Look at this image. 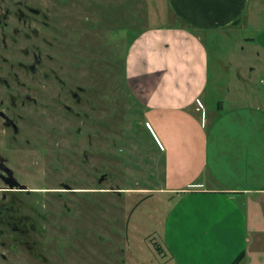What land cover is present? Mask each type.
<instances>
[{"label": "rangeland", "instance_id": "1", "mask_svg": "<svg viewBox=\"0 0 264 264\" xmlns=\"http://www.w3.org/2000/svg\"><path fill=\"white\" fill-rule=\"evenodd\" d=\"M23 1L42 11L35 23L40 34L54 42L59 71L66 78H77L72 88L83 86L82 107L90 109L89 116L99 114L100 121L97 126V118H89L91 142L86 143L84 162L73 129L57 125L70 116L82 122L81 116L50 105L52 96L55 104H73L69 92L58 85L51 92L42 82L36 89L38 105H29L24 113L22 138L7 146L19 155L23 182L35 188L33 195H23V205L34 217L36 230L22 243L5 235L7 258L0 264H176L163 243L171 198L158 191L125 189L155 187L162 178L159 148L144 110L126 88L124 70L126 49L139 31L176 22L166 0H0V11L11 12ZM202 39L209 54L201 96L204 127L220 136V150L227 153L215 167L223 171L222 181L241 177L245 185L260 183L264 180V0H248L236 22L204 30ZM4 138L0 131V149ZM57 148H69L64 154L70 163L67 179L87 191L58 196V191L45 189L57 187L58 177L64 175L51 157ZM238 151L236 160L232 155ZM64 155L58 160L64 162ZM237 163L244 168L240 174L233 171ZM261 187L245 200L255 204L260 227L257 237L254 224L250 227L247 254L240 264H264V183ZM64 196L70 210L67 229L59 233L53 202ZM34 205L39 210L36 216Z\"/></svg>", "mask_w": 264, "mask_h": 264}, {"label": "crops", "instance_id": "2", "mask_svg": "<svg viewBox=\"0 0 264 264\" xmlns=\"http://www.w3.org/2000/svg\"><path fill=\"white\" fill-rule=\"evenodd\" d=\"M247 1L166 0L176 22L145 27L126 49L125 85L144 110L163 168L157 186L125 189L171 198L163 243L176 264H230L241 251L243 258L247 254L253 224L258 236L257 208L245 200L263 189L264 180L249 185L241 177L221 180L223 171L215 164L227 153L220 150V136L206 131L201 102L209 64L202 33L231 26ZM237 165L233 171L240 174L244 168Z\"/></svg>", "mask_w": 264, "mask_h": 264}, {"label": "flooded vegetation", "instance_id": "3", "mask_svg": "<svg viewBox=\"0 0 264 264\" xmlns=\"http://www.w3.org/2000/svg\"><path fill=\"white\" fill-rule=\"evenodd\" d=\"M40 14H42L41 10L26 1L22 2L21 7L11 12L9 10L0 11V131L5 136L4 146L0 149V246L4 248V251L0 250V259L2 260L7 258L3 239L5 235L16 237L22 243L24 237L36 230L34 217L24 211L23 205V195H33L35 188L29 187L23 182L22 172L19 171L18 166L19 155L7 146L22 138L24 113L28 111L29 105H38L39 100L36 98L35 91L37 88L40 89L41 82L44 87L48 85L51 92L56 85H58V89H66L74 100L73 104H71L72 102L55 104L56 101L52 96L50 105H58L59 110L62 109L63 112L81 116L82 122L76 123L70 116L58 122L57 125H64L59 127L62 129H73L74 135L79 138L78 151L84 162L87 160L86 143L91 142V133L87 131V125L90 124L89 118H93L94 114L89 116L87 110L90 109L82 107V99L79 94L83 92V86L79 83L75 85L77 89L72 88V85L77 82L74 79L77 78L75 76L73 79H70L69 76L66 78V75H62V71H59L56 65L55 44L40 34L39 26L35 23V17H40ZM43 18L44 16H42ZM41 23L45 25V22ZM93 105L98 106L99 104ZM95 117L98 126L99 114ZM90 120L93 124V119ZM51 152L55 163L54 167L62 170L64 175L58 177L57 187L45 189L60 192H57L58 196L87 191L88 189L72 186L67 179L65 172L70 167V163L65 159L67 155L64 154L69 153V148L66 150L52 149ZM63 155L64 162H61L58 158ZM66 199L67 197L64 196L53 202L55 204L53 212L57 219L54 226L58 228L59 233L67 229L66 217L70 208ZM63 206L66 209H62ZM32 210L34 216L39 214L36 205L32 206Z\"/></svg>", "mask_w": 264, "mask_h": 264}, {"label": "trees", "instance_id": "4", "mask_svg": "<svg viewBox=\"0 0 264 264\" xmlns=\"http://www.w3.org/2000/svg\"><path fill=\"white\" fill-rule=\"evenodd\" d=\"M244 256V251H241L232 261L230 264H237Z\"/></svg>", "mask_w": 264, "mask_h": 264}]
</instances>
